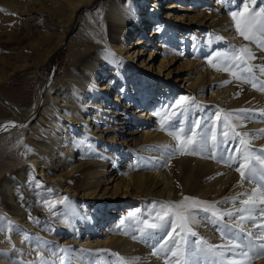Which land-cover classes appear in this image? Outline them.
<instances>
[{
	"label": "rangeland",
	"instance_id": "obj_1",
	"mask_svg": "<svg viewBox=\"0 0 264 264\" xmlns=\"http://www.w3.org/2000/svg\"><path fill=\"white\" fill-rule=\"evenodd\" d=\"M5 1L11 0H0V30L6 29L11 43L5 45L0 43V92L10 102V105L23 108L32 103L39 85L62 77L69 58L70 43L72 46L73 39L81 26L80 20L83 17H87L89 12L96 10L99 0H96L90 6H83L77 11L76 18L66 35V40L47 56L46 62L42 66L35 70L25 68L13 74L9 73V65L3 63L7 53L15 52L14 47H19L18 51L21 59H25L29 63L33 59L40 57L41 49L46 46L48 41L40 40V43L43 42L41 47L38 46L28 51L25 48L26 45L29 41L38 38V32H34L30 21L25 20L23 16L16 15L13 11H9L5 5ZM13 1L27 10L31 8L29 0ZM220 1L221 4L219 7H223L222 10H237V5L232 4L230 0ZM216 3L217 0H162L161 10L159 11L160 15L157 16H160L159 18L163 22L149 26V24L143 25V21H141L136 26L134 35L127 37L128 40L131 39L130 42H133L134 38L139 37V35L136 36L135 34H137V31H141L143 26L142 32L145 33V41L137 49L142 52L138 56L140 57L139 61L145 60L146 66H144V69L145 67L148 69V74L143 79L144 83L140 87L142 88L140 93L143 91L145 94L141 93V96L137 97L134 89H128L130 91L128 93H133L132 97L136 100L130 103L132 104L131 108L120 111L119 117L114 121L119 124L110 127L111 123L101 121L103 123L101 126L102 129L109 127V130L106 132H98L99 135L101 134L99 140H103L104 142L94 145L87 138V144H90L91 149H95L96 153L88 158L89 164L84 173L71 171L68 176L60 178L59 181L49 182L51 183V187H49L46 185L48 181L34 175L21 181V176L19 175L21 171H28V169L30 171L31 169H27L29 161L25 155L19 153L18 144L17 147H14L13 144L12 149L9 152L7 151L8 157L0 156V176L8 172L5 175L6 185H15V191L21 194L20 196L31 195L30 189H42L41 191H43L41 196L32 195L31 205H27L23 197L20 198L18 204H11L5 202V199L1 196L3 188L0 187V206L4 209V214L1 213L0 218H5V231L3 230L4 228L0 230V248L5 251H10L18 264H47L48 262L49 264H61V257H64L63 264H77V261L83 264H119L118 258L110 255V253H118L120 257L131 260L132 264L139 263L142 254L136 255L135 252L137 244L141 243V233L139 232L141 225L139 221L148 219L149 222H155L154 218L161 203L179 202L187 196L183 197L180 194L178 197L171 196L167 200L146 196L129 183L125 171L144 163L142 157L147 154H145V148L143 149V147L148 143L146 140L148 134L155 135L163 130H168V124L164 128H161L160 120L168 113L174 112V108L171 107V105H174L172 101L174 100L176 102L181 96L192 98L188 102V111L180 112L181 119L187 122H189V119L191 120L190 124L186 123L182 135H191V129L195 127L193 121H201L196 131L207 140V148L203 151L194 150L195 154H185L183 150H175L178 142L171 136L170 138L173 144L169 146L170 149L164 157V165L168 164V167H172L173 171V166H176L177 161L192 158L208 161L215 166V170H227V167L228 170H232L239 166L237 161L239 160L240 153L235 152V147L228 146L231 138L239 145V138L235 137L232 132H229L227 145L222 143L225 138L220 134L228 131L224 127L223 116L232 110L250 109L235 105V95L237 92H240L239 90L243 86L248 87L251 92L258 93L260 90L253 88L252 83L246 82L244 78L236 79L232 75V72H237L249 81H264V77L255 74L254 69L252 73H242L240 69L235 67H232L231 70H224L233 63L230 58H226L225 54L230 57L235 49L247 46L251 49L254 56L256 51L259 49L264 50V48L258 47L255 43L244 39L237 41L241 37L240 35H229V37H226L217 29H211L209 42H213L214 44L211 49L208 47L202 53V59L199 63L201 67L193 69L192 66H187L185 64V59L188 55L187 51L196 49L195 44L189 40L190 36L193 33L198 36L199 30H206L208 23H205L206 20L194 17L193 14L195 15L197 13L196 10L205 9L206 7H216ZM238 3L241 7L243 6V0H238ZM248 7L249 9L256 7L258 10L260 7H264V3H260V0H258L257 4L253 5L251 0H249ZM136 11L137 13H141L138 10ZM162 26H164L163 29ZM173 26H176L174 31L169 33L167 30ZM154 28L156 30L152 31ZM230 32H233V29ZM217 37H220V39H217ZM186 39L188 40L186 41ZM184 41H186L185 44H183ZM198 47L200 48V46ZM214 53L219 55L214 56ZM210 57L212 58L211 62ZM115 58V69L121 71V66L126 64L127 61L116 56V54ZM254 63V58L248 60L249 65L253 66ZM213 64L217 66L214 67ZM200 69H203L205 78L201 84L192 86L199 76L194 72ZM141 72L143 73V70ZM210 72H213V75L209 77L208 74ZM198 82L197 80V84ZM211 91L213 93V100L210 98ZM113 94V92L110 93V99L111 97H115V94ZM218 94L220 95L217 97L216 95ZM99 95L96 94V97L99 98ZM164 95H167L165 99L168 98V100L165 101L166 104L163 107H159L161 101H158L156 107L157 109H162V111L158 112L157 109L154 110V104L152 102L157 101L158 98L162 99ZM141 97H145L144 99L146 100L148 98L150 99H148L146 105L142 104L137 108L140 104ZM138 98L139 101H137ZM110 105H113V100L110 102ZM192 107H194V111L197 114L194 118H191L189 113V109ZM217 113H220L219 120H217ZM6 114L8 115L5 108L2 109L0 106V124H2V118H6ZM241 116H244V114L234 113L230 122L237 125L235 128L236 132L245 134L246 131H244L245 127L243 123L246 121V118H238ZM263 118L264 116H260L256 123L261 122ZM9 129L0 131V137L9 141L13 139L11 141L15 144L19 140L23 143V132L26 128H22L19 125L10 127ZM132 132L135 134H131ZM214 132L218 141V146L215 149L216 158H212L213 142L211 137ZM246 134L243 138L248 140L250 135L253 134V130L250 129ZM15 136L16 138H14ZM122 140L127 141L123 144ZM114 143H118V145L114 147ZM107 144L108 147H105L104 145ZM253 146L255 145L249 142L250 149L253 150ZM113 148L115 150L112 151ZM225 148H228L229 151H225ZM230 155L237 157L232 166H229L220 158L221 156L227 158ZM145 158L148 157L145 156ZM10 168H13V170L7 171ZM179 169L180 167L176 166V171H179ZM168 172L171 173V169ZM129 173H131V170ZM187 185L188 183L185 181L184 187H187ZM244 185L249 186V188L257 187V183L250 182L249 180ZM86 191L93 192L90 198L83 196V193ZM78 193L79 197L73 195ZM65 197L68 198V201L61 204L60 201L64 200ZM106 197L110 199H106ZM227 197L228 199H226ZM193 198H196L198 201H206L209 204L219 201L220 203L216 204V207L222 211H228L224 201L229 200L231 197L226 193L222 196H213L210 194L203 196L195 195ZM71 199L74 201L73 206L70 203ZM107 200L110 201L107 202ZM230 202H232L231 199ZM185 204L188 206V211L192 212L193 217L196 215L199 217V214L202 213L205 215L202 220L198 217L194 218L196 222L191 225L192 229L198 233V237H202L211 244H224L219 239L221 231L223 230L220 228V224H229L230 222L227 217L220 224L214 225L210 222V213L202 211L203 205L194 206V201L192 200L186 201ZM22 205L24 209H34L36 211V216L31 220L32 227L25 230L18 228L12 229L15 224L13 221L14 212L17 207ZM52 205L55 206L52 207ZM103 206L106 209L114 210V214L110 218L111 220L109 219L106 222L108 226L115 224L118 220H120V224L122 220L124 221L121 225L126 230V233L123 243L120 245L111 246L104 241L107 227L103 226L99 231L94 232L88 231L86 227V224H94L95 221L97 224H94V228L98 226V223L101 221L100 219L105 214V212H102L103 209H101ZM137 209L139 211L136 212V216L129 217L128 214ZM84 219H88V222H84ZM1 221L2 219H0V223ZM9 221L12 222L11 226L7 223ZM10 227L11 230H9ZM247 230H250L248 226L245 227V231ZM257 230V227L252 228L253 233L259 239V233L254 232ZM171 231L174 232L173 229ZM149 245L146 248H150ZM156 247H159V244ZM97 250L109 251L98 252ZM153 250L150 249L151 252L148 250V253L152 254ZM80 256L83 257L82 261L80 260ZM260 259L261 257L252 255L248 264H255ZM41 260H47V263ZM201 260L203 264V258ZM165 262L166 260L162 264H165ZM168 264H173V262L168 261Z\"/></svg>",
	"mask_w": 264,
	"mask_h": 264
},
{
	"label": "bare ground",
	"instance_id": "obj_2",
	"mask_svg": "<svg viewBox=\"0 0 264 264\" xmlns=\"http://www.w3.org/2000/svg\"><path fill=\"white\" fill-rule=\"evenodd\" d=\"M95 1L29 0L31 6L29 10L13 0L5 1V5L9 11H13L16 15L23 16L25 20L30 21L34 32H38V38L29 41L26 45L25 48L28 51L38 46L41 47L43 42L40 43V40L48 41V45L46 44L45 47H42L40 57L33 59L29 63L25 59H21L18 51L19 47H14L16 53H7L5 60H3V63L9 65V73L13 74L25 68L35 70L42 66L46 62L47 56L66 40V35L76 18L77 11L83 6L92 5ZM161 4L162 0H99L96 10L89 12L87 17H83L80 20L81 26L73 39L72 46L70 43L69 58L62 77L39 85L32 103L23 108L10 105V102L0 92V106L2 109L5 108L8 113V115L6 114V118H2L0 131L10 130V127L19 125L22 128H26L23 132L24 137L22 136L24 138L23 143L19 140L15 144L11 141L13 139L9 141L0 137V156H7V151L9 152L14 144V147L19 145V153L25 155L29 161L27 169L30 168L31 170L21 171L19 174L21 181L34 175L48 181L46 185L51 187L52 182L59 181L60 178L68 176L71 171L75 173L85 172L89 164L88 158L96 153L95 149H91L90 144H87V138L94 145L103 143V140H99L101 134L99 135L98 132H106L109 130V127L102 129L103 123L101 121H108L109 124L111 123L110 127L119 124L114 121L119 117L120 111L131 108L132 104L130 103L136 100L132 97L133 93H128L130 92L128 89H134L137 97L143 93V91L140 93L142 90L140 87L144 83L143 79L148 74V69L146 67L144 69V66H146L145 60L139 61L140 57L138 56L142 52L137 49L145 41V33L142 32L143 26L142 30L137 31V34H135L136 36L139 35V37L134 38L133 42H130L131 39L128 40L127 37L134 35L136 26L141 21H143V25L149 24V26L162 23L163 21L160 20V16H157L160 15ZM220 4L221 1L217 0L216 7H206L205 9L196 10L197 13L193 14L194 17L206 20L205 23L208 22L206 30H199L198 36L195 33L191 34L189 39L191 43L195 44L196 49L187 51L188 55L186 56L185 64L190 67L192 66L193 69L201 67L199 63L202 59V53L208 47L210 49L213 47L214 43L209 42L211 29H217L226 37H229V35L239 36L235 28V22L230 16L231 10H222L223 7H219ZM136 10L141 13H137ZM175 27L167 28V31L170 33L174 31ZM163 28L164 26H162ZM232 29L233 32H230ZM154 30L156 28L152 31ZM8 35L6 29H1L0 43L4 45L11 43ZM242 39L240 37L237 41ZM115 54L127 61L126 64L121 66L120 72L115 69ZM136 57L138 58L135 60ZM254 61L253 69L256 72L255 74L264 77V74L259 70V66L264 65V50L259 49L255 52ZM141 70H143V73ZM194 73L199 75L197 78L199 82L197 84L196 80L192 86L201 84L205 78L203 69ZM212 75L213 72L208 74L209 77ZM239 91L235 95V105L252 110L247 114L248 118L244 121L243 126L246 133L250 129L253 130V134L250 135L248 141L255 145L253 146V152L260 154L264 150V131H260L264 130V118L261 122H256L260 116L262 117L261 110H264V92H251L245 86ZM111 92L115 94V97H111L110 99ZM96 94H100V97H96ZM219 95L216 96L218 97ZM165 96L167 95H164L162 99L158 98L157 101L152 102L154 110L157 109L156 105H158V101H161L159 107H163L166 104L165 101L168 98L165 99ZM145 97H141L137 108L142 104L146 105L150 98L146 100L144 99ZM210 98L214 99L212 91ZM112 100L113 105H110ZM137 101H139V98ZM172 102L173 104L176 103L174 100ZM157 111H162V109L158 108ZM189 111L191 118L197 115L194 107L190 108ZM174 112H176V109H174ZM188 121L181 119L180 112H177L168 123V130H163L155 135L148 134L146 139L148 143L143 147V149L145 148V154H147L142 157L144 163L125 171L129 183L146 196L163 200H167L171 196L178 197L180 194L183 197H194L195 195L203 196L206 194L222 196L227 193L232 198L236 197L239 193H251L254 187L249 188V186L244 185L248 180L241 181L240 173L236 171V168L228 170L227 167V170H215V166L208 161L192 158L177 161L176 166L180 167L179 171H176L175 165L173 166V171L172 167H168V164L164 165V157L170 149L169 146L173 144L170 133L179 131L181 128L184 129L186 123L190 124L191 120L189 119ZM131 134L135 133L132 132ZM126 141L122 140L123 144ZM117 145L118 143H114L113 146L116 147ZM104 146L108 147V144ZM165 146L168 147L166 148ZM228 146L236 148L239 145L231 138ZM145 156L148 158H145ZM237 162L239 164V160ZM170 169L171 173L168 172ZM12 170L13 168L7 169V171ZM130 170L131 173H129ZM7 174L8 172L0 176V180L2 179L0 187L3 188L1 196L5 199V202L18 204L20 198L23 197L25 203L31 205L32 195L41 196L43 194L42 189H30L31 195L20 196L21 194L15 191V185L5 184V175ZM88 175L90 176V174ZM185 181L188 183L187 187H184ZM61 187L63 188L62 185ZM83 194L84 197L90 198L93 192L86 191ZM73 195L79 197V193ZM106 199L110 198L106 197ZM230 199L224 201L225 207L234 212L233 217L226 216L230 222L228 225L236 222L235 216L237 213H235V209L241 207V200L247 198L246 196H240L236 200L231 199L232 202H230ZM109 201L107 200V202ZM70 203L71 206L74 205L73 199L70 200ZM101 209H103L102 212H105L104 216L95 228L96 221L94 222L95 225L91 223L86 224L88 231H99L101 227H107L104 241L111 246L122 244L126 230L120 224V220L108 226L106 222L114 214V210L106 209L104 206ZM1 213L4 214V209L0 206ZM244 215L248 214L245 213ZM252 215L256 216V220L246 221L244 225V227L248 226L250 230L255 225L264 223V217L259 212L252 213ZM35 216L36 211L34 209H24L23 205L17 207L13 215L15 224L12 229L25 230L31 228V220ZM204 216L202 213L199 214V217L196 215L193 218L198 217L202 220ZM4 220L5 218H2L0 230L4 228L3 230L5 231ZM84 222H88V219H84ZM223 226L224 224L221 223L220 228L223 229L222 231H226ZM171 229L169 225L167 230L171 231ZM247 231L241 235H245ZM254 232L259 233L258 230ZM166 235L167 232H157L153 239L141 236V243L137 244L135 251L136 255L142 254L138 264H162L164 260L176 264V258L172 257L170 252H161L159 255L148 253V250L151 252L150 249L153 250V246H157ZM219 239L224 244L229 242L228 238L222 235H220ZM148 245L150 248H146ZM257 256L261 257V259L255 264H264L263 254ZM80 260L82 261L83 257L80 256ZM41 261L44 263L46 261L47 263V260ZM15 262L17 261L13 258L10 251L0 248V264H15ZM77 264L83 263L77 261Z\"/></svg>",
	"mask_w": 264,
	"mask_h": 264
},
{
	"label": "snow or ice",
	"instance_id": "obj_3",
	"mask_svg": "<svg viewBox=\"0 0 264 264\" xmlns=\"http://www.w3.org/2000/svg\"><path fill=\"white\" fill-rule=\"evenodd\" d=\"M230 2L237 5V10L230 11V16L235 22L237 33L244 40L253 42L258 47L264 48V7H260L258 10L256 7L249 9V0H243L242 7L238 3V0H230ZM257 2L258 0H251L253 5H256ZM260 3H264V0H260ZM217 39H220V37H217ZM213 55L218 56L219 54L214 53ZM225 56L226 58H230L233 63L224 70H231L232 67H235L240 69L242 73H252L253 66L248 64V60L253 59L254 56L249 47L243 46L235 49L230 57L227 54ZM209 59L211 62L212 58L210 57ZM213 66L216 67L217 65L213 64ZM259 70L264 74V65L259 66ZM232 75L236 79L244 78L246 82L252 83L253 88L264 91V81H249L246 77H243L235 71L232 72ZM191 99V97L181 96L174 105H171L172 108L176 109V112L168 113L161 118V128H164L177 112H187L188 102ZM251 111L250 109L232 110L223 116L224 127L228 131L220 134L225 138L222 143L227 145L229 132H232L235 137L239 138V146L235 148V152L240 153L239 166L236 168V171L240 173L241 181L249 180L250 182L257 183V187L253 188L251 193H239L236 197L231 198L236 200L240 196L247 197V199L241 200V207L235 209V213H237L235 216L236 222L231 225L225 223L223 226L226 231H221V235L228 238V244L215 245L209 243L202 237H198V233L191 227L196 221L193 218L192 212L188 211V206L185 202L192 200L194 201V206L203 205L202 211L210 213L209 219L214 225L220 224L226 216L233 217L234 212L232 210L222 211L218 209L216 204L220 203L219 201L209 204L206 201H198L193 197H184L179 202L161 203L154 218L155 222H149L148 219L139 221L141 225L139 232L141 236H147L148 239H153L157 232H167V235L159 242V247L153 246L154 255H159L161 252H170L171 256L176 258V264H202L201 258H203V264H248L252 255L264 254V223L255 225L259 232V239H257L252 230H248L245 235H241L245 233V222L256 220V216L252 215V213L259 212L264 217V150L260 154H255L249 147V141L243 138L247 134L236 132L235 128L237 125L230 122L234 113L245 114L244 116L238 117L243 119L248 118L247 114ZM261 115L264 116V110H261ZM219 119L220 113H217V120ZM200 123L201 121H193L195 127L191 129V135H182L184 133V129L182 128L179 131L170 133L178 142L175 147L176 151L183 150L185 154H195V151L206 150L207 140L196 131ZM211 139L213 142L212 158H216L215 149L218 146V141L215 132ZM165 147L167 148L168 146ZM225 151H229V149L225 148ZM220 158L225 163H228L229 166H232L237 159L235 155H230L227 158L221 156ZM67 201L68 198L65 197L60 203L64 204ZM54 206L52 205V207ZM138 211L139 209L130 212L128 214L129 217H135ZM245 213L248 215H244ZM8 223L11 226L12 222L9 221ZM123 223L124 221L122 220L121 224ZM169 225L174 230L175 235L173 231L167 230ZM9 230H11V227ZM97 251L103 252L109 250ZM110 255L116 256L119 264H132L131 260L120 257L118 253H110ZM63 261L64 257H61V264H63ZM165 264H168L167 260Z\"/></svg>",
	"mask_w": 264,
	"mask_h": 264
}]
</instances>
